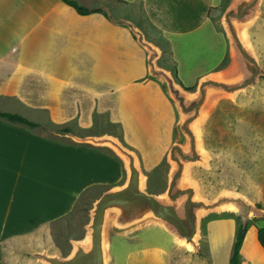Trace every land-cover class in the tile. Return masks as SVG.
I'll return each mask as SVG.
<instances>
[{
  "label": "crops",
  "instance_id": "crops-1",
  "mask_svg": "<svg viewBox=\"0 0 264 264\" xmlns=\"http://www.w3.org/2000/svg\"><path fill=\"white\" fill-rule=\"evenodd\" d=\"M76 1L101 11L79 14L62 0H0V110L81 137L116 136L143 167L158 165L176 111L148 75L147 51L115 20L143 19L147 37L187 41L213 25L214 0H122L125 11L112 0ZM125 178L123 159L108 146L49 137L0 118V264H9L1 254L5 241L37 232L70 214L86 191L102 193ZM260 222L248 226L238 264H264ZM147 228L163 233L162 241L139 235ZM119 236L121 264H229L232 254L231 242L222 254L185 251L156 224Z\"/></svg>",
  "mask_w": 264,
  "mask_h": 264
},
{
  "label": "rangeland",
  "instance_id": "rangeland-1",
  "mask_svg": "<svg viewBox=\"0 0 264 264\" xmlns=\"http://www.w3.org/2000/svg\"><path fill=\"white\" fill-rule=\"evenodd\" d=\"M112 1L119 3L116 6L118 9L128 10L122 0ZM231 2L232 0H214L213 25L208 28L207 33L182 42L173 36H160L157 39L149 35L147 37L139 27L144 24L143 19L135 23L128 18H119L130 21L143 33L145 40L159 49L156 62L160 67L168 70L175 81L187 90L194 91L202 76L220 73L232 64L231 45L222 23L223 13ZM93 4H100V1L95 0ZM108 11L111 12L109 8ZM114 13L113 9L112 14ZM247 33L260 64L264 66V0ZM177 118L176 114L175 121ZM196 128L200 147L206 154L205 164H190L187 179L196 186L197 195L212 202L222 192H234L246 196L258 208L264 209V76H260L251 86L233 97H217ZM33 129L49 137L74 141L59 134L63 131L61 127L49 123L38 124ZM114 130L117 135L120 134L118 128L114 127ZM140 166L146 177L145 190L150 194L163 195L171 168L167 152L158 165L144 168L140 163ZM101 191L97 188L86 191L67 216L44 225L31 235L5 241L1 245L3 258L9 264H40L33 254L35 251L46 250L61 257L66 256L72 249V241L84 238L89 209ZM257 221H261L260 225L263 226L264 215L250 214L246 221L247 228ZM241 224L243 215L233 206L202 213L198 250L182 244L181 247L200 255H210L215 250H220L222 254L231 242L232 253L236 232ZM139 233L148 234V238L155 242H161L163 238V233L158 232L157 228H147ZM124 239L116 234L111 235L109 264H121V259L119 262L116 255L125 250Z\"/></svg>",
  "mask_w": 264,
  "mask_h": 264
},
{
  "label": "water",
  "instance_id": "water-1",
  "mask_svg": "<svg viewBox=\"0 0 264 264\" xmlns=\"http://www.w3.org/2000/svg\"><path fill=\"white\" fill-rule=\"evenodd\" d=\"M261 4L262 0H232L225 9L222 23L231 45L232 64L220 73L202 76L194 91L176 82L168 70L157 64L159 49L145 40L143 33L130 21L115 20L126 25L147 51L148 75L160 82L178 115L174 139L167 151V160L171 163L168 185L163 195L148 193L137 153L116 136L81 137L67 130L59 132L74 141L110 147L123 159L126 178L122 184L103 191L94 200L85 225L86 234L84 238L72 241V249L66 256L46 250L35 251L37 261L42 264H109L111 235H131L152 224L167 229L183 246L197 249L202 213L233 206L242 213L243 225L250 214L264 215V209L234 192H222L208 202L197 195L196 186L187 179L190 164H205L206 154L200 147L196 125L202 121L209 106L217 97H233L264 76V66L260 64L247 33Z\"/></svg>",
  "mask_w": 264,
  "mask_h": 264
},
{
  "label": "trees",
  "instance_id": "trees-1",
  "mask_svg": "<svg viewBox=\"0 0 264 264\" xmlns=\"http://www.w3.org/2000/svg\"><path fill=\"white\" fill-rule=\"evenodd\" d=\"M64 3L72 6L79 14H88L95 11H101L99 7L96 8H88L83 5H80L76 0H62ZM0 118L6 119L10 122L18 123L27 126L32 129L38 126V124L20 114L1 111L0 110ZM63 130H68L64 128ZM247 230V224H241L236 232L235 241L233 244L232 254L230 256L229 264H238L239 263V249L244 237V234ZM257 238L259 244L264 248V226H260L257 229Z\"/></svg>",
  "mask_w": 264,
  "mask_h": 264
}]
</instances>
